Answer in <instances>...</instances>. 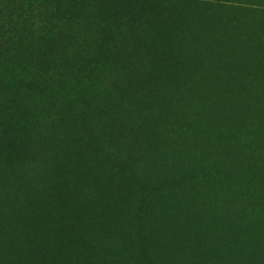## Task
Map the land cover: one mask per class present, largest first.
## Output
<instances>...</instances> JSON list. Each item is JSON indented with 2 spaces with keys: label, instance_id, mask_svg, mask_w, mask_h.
Returning <instances> with one entry per match:
<instances>
[{
  "label": "rangeland",
  "instance_id": "obj_1",
  "mask_svg": "<svg viewBox=\"0 0 264 264\" xmlns=\"http://www.w3.org/2000/svg\"><path fill=\"white\" fill-rule=\"evenodd\" d=\"M48 1L0 23V264H264V0Z\"/></svg>",
  "mask_w": 264,
  "mask_h": 264
},
{
  "label": "trees",
  "instance_id": "obj_2",
  "mask_svg": "<svg viewBox=\"0 0 264 264\" xmlns=\"http://www.w3.org/2000/svg\"><path fill=\"white\" fill-rule=\"evenodd\" d=\"M72 1L73 0H49L48 4H51L49 9L46 10L44 4L38 6V11L40 13L39 17L45 15L48 16V20H53L55 15H62L64 18H69L72 16V12L65 7L64 3ZM30 3L31 6H34L33 0H30ZM26 4H28L27 0H0V23L5 25L12 23L15 33L23 32L24 30L20 29V26H23L25 22L21 18L20 13L23 12ZM48 25L50 24L48 23ZM36 30H39L38 26ZM50 30L55 31L54 28L49 29L45 35H48Z\"/></svg>",
  "mask_w": 264,
  "mask_h": 264
}]
</instances>
